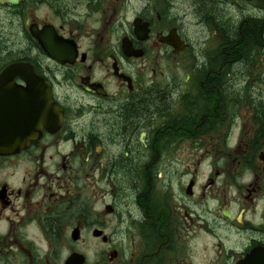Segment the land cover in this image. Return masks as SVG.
Segmentation results:
<instances>
[{
  "label": "flooded vegetation",
  "instance_id": "flooded-vegetation-1",
  "mask_svg": "<svg viewBox=\"0 0 264 264\" xmlns=\"http://www.w3.org/2000/svg\"><path fill=\"white\" fill-rule=\"evenodd\" d=\"M6 69L0 264H264V0H3Z\"/></svg>",
  "mask_w": 264,
  "mask_h": 264
},
{
  "label": "water",
  "instance_id": "water-1",
  "mask_svg": "<svg viewBox=\"0 0 264 264\" xmlns=\"http://www.w3.org/2000/svg\"><path fill=\"white\" fill-rule=\"evenodd\" d=\"M3 0H0V3ZM7 3H15L16 0H5ZM10 74V69H6L2 75H1V82H0V105L4 106V111L0 112V116L2 115H7L8 116V105H9V100L8 99H3L1 95H8V94H12V89L13 87L11 85L8 84V77ZM43 87V86H42ZM21 91H16L15 93H18ZM24 93V92H22ZM1 121V120H0ZM8 124L6 123L5 125L0 123V127L3 129L5 127H7ZM1 129V130H2ZM11 151L8 149H0V154H7L10 153Z\"/></svg>",
  "mask_w": 264,
  "mask_h": 264
},
{
  "label": "bare ground",
  "instance_id": "bare-ground-1",
  "mask_svg": "<svg viewBox=\"0 0 264 264\" xmlns=\"http://www.w3.org/2000/svg\"><path fill=\"white\" fill-rule=\"evenodd\" d=\"M246 25V24H245Z\"/></svg>",
  "mask_w": 264,
  "mask_h": 264
}]
</instances>
